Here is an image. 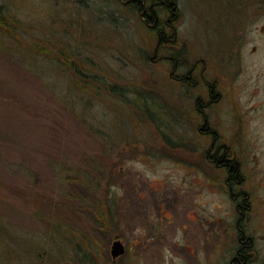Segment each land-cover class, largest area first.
Instances as JSON below:
<instances>
[{"label": "rangeland", "instance_id": "1", "mask_svg": "<svg viewBox=\"0 0 264 264\" xmlns=\"http://www.w3.org/2000/svg\"><path fill=\"white\" fill-rule=\"evenodd\" d=\"M168 1L177 3L179 44L157 50L143 12L123 0H0L26 25L18 40L0 33V264H84L83 254L85 264H111L118 235H130L138 251L115 264H146L153 256L143 254L138 207L134 228L120 212L110 224L111 197L153 187L182 193L192 178L204 180L186 163L192 156L212 187L222 186L224 173L199 158L208 145L192 124L193 106L174 89L172 64L157 61L179 45L184 61L203 58L207 74L221 77L212 124L264 185V0ZM34 44L52 56H34ZM69 47L119 92L74 88L58 63ZM137 90L150 96L155 122ZM212 198L214 214H224Z\"/></svg>", "mask_w": 264, "mask_h": 264}, {"label": "flooded vegetation", "instance_id": "2", "mask_svg": "<svg viewBox=\"0 0 264 264\" xmlns=\"http://www.w3.org/2000/svg\"><path fill=\"white\" fill-rule=\"evenodd\" d=\"M157 4L163 8L160 16L164 15L167 19L156 13L152 23L146 9L142 14L150 27L154 28L160 23L157 50L168 48L167 45L171 44L177 46V3L171 5L159 1ZM150 9L153 7L150 6ZM169 29L173 31L172 35H168ZM181 53L179 45L172 56L163 55L157 61L172 64L173 70L169 76L174 89L181 100H188L193 106L194 115L198 118L192 124L195 131L205 138V145H208L199 158L209 169L224 173L222 186L213 188L211 175L204 167L197 165L196 156H192L193 160L186 163L192 166L194 173L204 178L203 181L192 178L191 187L182 193L180 189L153 187L136 189L118 199L114 195L109 204V222H117L120 212L127 217L124 219L126 227L134 228L130 225L131 214L132 209L136 211L138 207L139 214L135 219L141 220V226L137 227L143 230L140 237L143 254L153 256L147 259L146 264H264V185L250 173L248 166V173L245 171L244 162L231 152L230 144L220 132L221 127L215 128L212 124L210 111L224 97L220 89L221 77L207 74L210 68L203 58L197 60L189 57L184 61ZM225 53L231 54L229 50ZM179 142L182 147L187 143L189 147L197 146L192 141ZM182 163L185 164L184 161ZM247 178L251 181L249 185ZM213 195L222 201L223 206L217 208L224 214H214ZM131 238L130 235L114 238L113 245L121 242L125 253L114 258L111 251V264L126 254L138 251V244L130 241ZM157 258L161 260L156 261Z\"/></svg>", "mask_w": 264, "mask_h": 264}, {"label": "trees", "instance_id": "3", "mask_svg": "<svg viewBox=\"0 0 264 264\" xmlns=\"http://www.w3.org/2000/svg\"><path fill=\"white\" fill-rule=\"evenodd\" d=\"M115 2H121V0H114ZM162 0H123L125 2V6H130L133 9V12H136L140 14L146 9L148 19L152 20V23L156 19V13L159 15L158 11H156V8L158 6V2ZM175 1H168L166 0L167 4H173L174 5ZM128 4V5H127ZM151 4V5H150ZM150 6L153 7V9H150ZM161 11H163V8H161ZM6 11L0 5V33H2L5 36V39L7 37L13 38V39H21L22 33L21 30L26 28V25H22V22L20 21V24L18 26L16 21V16L12 14H7L5 13ZM161 13V12H160ZM159 27L160 23H157L156 26L152 29H150V32L154 35H158L159 33ZM56 47V46H55ZM31 54L36 55H43L49 58L52 56V52L49 50V47L46 45H39V44H34L30 47ZM75 52V51H74ZM73 51L70 50V47L64 50H60L59 54L61 57L59 58L58 63L63 65L66 70L69 71L70 77H71V84L74 88L78 90H82L83 92H87L90 95H94L96 93H110V92H115L118 93L115 90V86L112 84H109L108 82L101 81L100 77L93 71L89 72L86 66L82 65L78 58L77 52L74 53ZM138 102L140 104L143 103H148V106H143L141 107L142 111L147 114V116L150 117V119L155 122V118L153 115L156 113H152L151 109L152 105H150V96H146V92H138ZM137 102V103H138ZM138 105V104H137ZM139 106V105H138ZM78 257H80V254H78ZM87 255L83 254L82 258L80 259L81 261L86 260ZM81 264V263H80Z\"/></svg>", "mask_w": 264, "mask_h": 264}, {"label": "water", "instance_id": "4", "mask_svg": "<svg viewBox=\"0 0 264 264\" xmlns=\"http://www.w3.org/2000/svg\"><path fill=\"white\" fill-rule=\"evenodd\" d=\"M142 19H145L144 15H142ZM125 253V248L124 245L121 242H116L114 243L113 247H112V254L113 257H119L121 255H123Z\"/></svg>", "mask_w": 264, "mask_h": 264}]
</instances>
